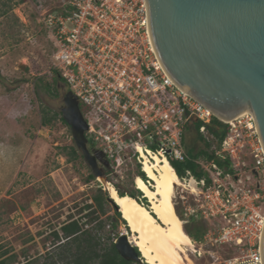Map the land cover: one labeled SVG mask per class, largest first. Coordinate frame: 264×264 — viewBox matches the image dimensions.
I'll list each match as a JSON object with an SVG mask.
<instances>
[{
	"label": "built area",
	"instance_id": "2783aa9c",
	"mask_svg": "<svg viewBox=\"0 0 264 264\" xmlns=\"http://www.w3.org/2000/svg\"><path fill=\"white\" fill-rule=\"evenodd\" d=\"M37 8L36 22L53 46L48 73L57 72L77 98L93 149L116 163L133 160L137 172L158 158L193 162L203 176L185 170L178 179L195 195L188 215L211 225L203 235L214 248L209 264H262L264 150L252 114L223 120L169 79L153 51L145 0H58ZM212 119L227 126L219 144L207 131ZM194 122L210 159L184 149ZM222 246L230 250L225 256ZM192 254L202 255L200 248Z\"/></svg>",
	"mask_w": 264,
	"mask_h": 264
},
{
	"label": "rangeland",
	"instance_id": "374dc122",
	"mask_svg": "<svg viewBox=\"0 0 264 264\" xmlns=\"http://www.w3.org/2000/svg\"><path fill=\"white\" fill-rule=\"evenodd\" d=\"M57 1L0 0V254H16L18 262L25 256L37 257L41 263L47 252H57L52 233L61 236L59 228L69 218L99 237L100 248L128 232L120 222L115 227L111 224V206L105 205L106 215H101L93 200L98 188L103 191L107 183L115 188L116 183L103 176L87 181L89 168L67 155L66 149L74 142L69 127L59 119V109L68 87L63 81L59 90L50 84L53 46L36 22L39 2ZM48 84L50 93L42 89ZM45 113L55 115L47 126L41 125ZM192 133L186 132L183 140L194 142ZM87 144L92 146L89 140ZM195 146L196 151L205 149L202 142L197 141ZM114 166L124 177L122 183L132 190L131 180L137 176L133 160L115 162ZM120 190L128 192L123 187ZM181 196L185 197L184 205ZM194 197L176 187L174 206L192 234L197 225L204 226L206 233L211 225L185 210L195 207ZM145 204L146 200L142 205L148 208ZM99 222L103 225L100 230ZM191 242L202 254L198 257L190 253L193 264H209L207 251L214 248L204 245L203 236ZM218 250L223 256L230 251L224 246Z\"/></svg>",
	"mask_w": 264,
	"mask_h": 264
},
{
	"label": "water",
	"instance_id": "95a60500",
	"mask_svg": "<svg viewBox=\"0 0 264 264\" xmlns=\"http://www.w3.org/2000/svg\"><path fill=\"white\" fill-rule=\"evenodd\" d=\"M145 3L153 51L169 79L221 119L250 112L264 150V0ZM63 102L61 118L76 150L92 175L102 177L95 171L99 153L87 148V124L77 98L67 91ZM113 244L122 259L142 263L126 234ZM260 254L264 264V226Z\"/></svg>",
	"mask_w": 264,
	"mask_h": 264
},
{
	"label": "bare ground",
	"instance_id": "6f19581e",
	"mask_svg": "<svg viewBox=\"0 0 264 264\" xmlns=\"http://www.w3.org/2000/svg\"><path fill=\"white\" fill-rule=\"evenodd\" d=\"M154 160L151 164L145 162L142 167L148 184L139 177L134 178V187L147 201L148 208L132 197L119 196L109 183L104 189L128 229L122 234H126L128 242L137 249L144 263L193 264L190 253L195 247L186 235L174 206L176 187H181L182 183L166 160ZM190 191L194 192L193 188Z\"/></svg>",
	"mask_w": 264,
	"mask_h": 264
},
{
	"label": "trees",
	"instance_id": "16d2710c",
	"mask_svg": "<svg viewBox=\"0 0 264 264\" xmlns=\"http://www.w3.org/2000/svg\"><path fill=\"white\" fill-rule=\"evenodd\" d=\"M61 81L62 79L59 76V74L57 72H54L53 76L51 77L50 84L61 85ZM50 84L42 86V89L50 93ZM54 119H55L54 114L47 115V113H45L41 117V125L47 126ZM59 119L62 123L66 125V123L63 121L61 116H59ZM199 125L200 123L194 122L191 124V126H189L186 132L189 133L193 132L192 134H194V136L190 138L193 139L194 142L183 140V146L187 155L190 158L207 156V158L210 159L211 156H208L205 151L203 150L196 151L195 143L197 141L202 142L205 148L208 147V144L204 143L203 138L198 133ZM207 131L209 134L213 136L215 143L219 144L226 135L227 126L219 122L217 119H212L210 123L207 125ZM66 150L70 160L79 159L83 162L80 154L78 153V151L74 146H71ZM216 163L221 168L225 167L224 164L219 161H216ZM169 164L178 178L183 176L185 170H190L194 178L196 179H200L203 176V174L197 169V166L191 161H185V162L172 161ZM137 176H139L143 181L147 180V178L142 172H137ZM86 180L87 181L94 180V177L90 173H88ZM115 189L119 196L132 197L138 201H141L139 200L141 197V193L137 190H135L136 194H134L133 192L129 193L122 191L118 187H115ZM142 199L144 198L142 197ZM93 200L101 215H106V211L104 208L105 205L111 206V210L113 211V217H109L108 219L112 220L111 224H113L114 227L117 225L118 222L125 225V222L122 220L120 213L116 210L117 207L113 204L111 200H109V196L107 193H104L100 188H98L97 194L94 196ZM144 202L142 201V204H144ZM145 205L148 206V204ZM87 208L89 209L90 206H88ZM176 214L180 218V215L178 214L177 210H176ZM102 227H103L102 222H99L97 224V229L100 230ZM59 229L61 232V236H59L58 233L56 232L52 233L54 239L58 243L53 247L57 250V252L55 253L47 252L41 263H39L37 257L31 258L25 256L22 257L23 258L22 262H18L16 254H9L7 251H4L0 254V264H16V263L17 264H140L122 259L117 253L113 242H111L108 245V247L100 248L101 245L100 238L92 234L90 231L84 230L79 224V222L73 218H69L66 222H64L60 226ZM183 229L186 235L194 242H196L197 239H199V237L203 236L205 233L204 226L202 227L199 225L196 226L194 234H192L191 231L185 225H183ZM59 249L60 251H58ZM138 256H140L139 253Z\"/></svg>",
	"mask_w": 264,
	"mask_h": 264
},
{
	"label": "flooded vegetation",
	"instance_id": "af4514ba",
	"mask_svg": "<svg viewBox=\"0 0 264 264\" xmlns=\"http://www.w3.org/2000/svg\"><path fill=\"white\" fill-rule=\"evenodd\" d=\"M55 86H57V90H59L58 89L59 85L57 84ZM64 94H65V92L63 93V96H62V105H61V108L59 109L60 116H61V111L64 108V102H63V100H64ZM87 148H88L89 152L92 153V154L94 152H98V151H95L93 149V147L91 146V144L90 145L87 144ZM78 153L80 154V156H81V158L83 160V163L89 168L90 174L92 175V171H91L90 167L84 161V158L81 155V153L79 151H78ZM98 153L99 154L95 156V162H96L95 171L98 172V173H100L101 176H103V177H109L107 179L113 180L116 183L115 187H118V188L123 187L129 193L134 192L135 191V190H133V188H134V186H133L134 179L131 180L130 187H131L132 190H130L129 188H127L128 187L127 185H125V184L122 183L124 181V179H123L124 177H122L120 175V173H121L120 171H117L116 170V167L117 166L116 167L114 166L115 161H113V160H106L104 158V156L102 155V153H100V152H98ZM137 169H139V167H137ZM136 177H138V176H136ZM94 179H95V177H94Z\"/></svg>",
	"mask_w": 264,
	"mask_h": 264
}]
</instances>
